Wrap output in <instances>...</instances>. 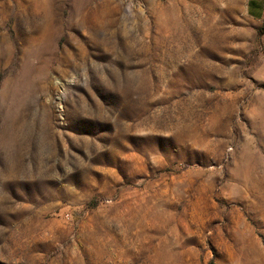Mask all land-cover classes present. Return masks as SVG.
I'll list each match as a JSON object with an SVG mask.
<instances>
[{"label": "rangeland", "instance_id": "374dc122", "mask_svg": "<svg viewBox=\"0 0 264 264\" xmlns=\"http://www.w3.org/2000/svg\"><path fill=\"white\" fill-rule=\"evenodd\" d=\"M0 264H264V20L0 0Z\"/></svg>", "mask_w": 264, "mask_h": 264}, {"label": "crops", "instance_id": "0c3cea01", "mask_svg": "<svg viewBox=\"0 0 264 264\" xmlns=\"http://www.w3.org/2000/svg\"><path fill=\"white\" fill-rule=\"evenodd\" d=\"M243 13L255 20H264V0H238Z\"/></svg>", "mask_w": 264, "mask_h": 264}]
</instances>
